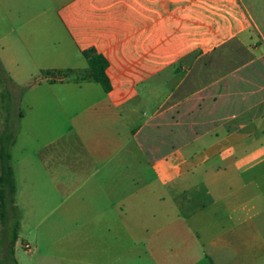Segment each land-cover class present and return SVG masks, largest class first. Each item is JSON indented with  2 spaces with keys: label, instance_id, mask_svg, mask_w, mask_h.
<instances>
[{
  "label": "crops",
  "instance_id": "crops-1",
  "mask_svg": "<svg viewBox=\"0 0 264 264\" xmlns=\"http://www.w3.org/2000/svg\"><path fill=\"white\" fill-rule=\"evenodd\" d=\"M0 62L33 102L10 148L19 232H96L29 256L264 264V0H0Z\"/></svg>",
  "mask_w": 264,
  "mask_h": 264
},
{
  "label": "trees",
  "instance_id": "trees-1",
  "mask_svg": "<svg viewBox=\"0 0 264 264\" xmlns=\"http://www.w3.org/2000/svg\"><path fill=\"white\" fill-rule=\"evenodd\" d=\"M88 65V76L97 82L107 92L110 88L105 76L106 61L92 51H85ZM15 87L0 62V264H17L14 258V245L18 240L20 229V210L15 203L16 185L13 167L10 160V148L15 138V122L23 112L18 111L14 117L9 113V103L12 99L9 87ZM8 96V103H5ZM5 244H7L5 246Z\"/></svg>",
  "mask_w": 264,
  "mask_h": 264
},
{
  "label": "rangeland",
  "instance_id": "rangeland-1",
  "mask_svg": "<svg viewBox=\"0 0 264 264\" xmlns=\"http://www.w3.org/2000/svg\"><path fill=\"white\" fill-rule=\"evenodd\" d=\"M80 66H85V64L82 62ZM30 88V85H15V87L11 86L9 87V90L12 95V99L9 103V113L13 115L14 117L17 115L18 111L24 112L26 111V105L29 103H33L30 99V94H27L29 92L28 89ZM8 96H5V103H8ZM23 127L21 118L17 119L15 122V138L16 139L18 135V131ZM43 225L38 230H32L29 234V236H25V231L22 230L19 232L18 240L16 241L14 245V258L17 262V264H40L43 261L41 260V255L37 253L36 255L29 256L25 249L23 248L24 240H28L30 243V246L32 247L33 244H36L38 246L46 248L44 250V254L52 253L51 249L54 248V246H49V243L51 240H56L57 243L55 247H59V245H63L65 241L69 243L71 241L74 246L72 247V250H76L78 253L87 250L88 248L95 249V240H96V232L92 231V234L90 231H87L85 229H74L69 233V235L65 236L63 235L65 231L60 230L59 228L55 230H49L45 228ZM91 234V236H90ZM65 236V237H64ZM137 239H141V236H137ZM71 239V240H69ZM88 243V245H87ZM77 244V246H75ZM7 244H5L6 246ZM61 247V246H60ZM41 252V251H40ZM138 253L144 252L143 246H138ZM53 253H56L53 251ZM49 256V255H48Z\"/></svg>",
  "mask_w": 264,
  "mask_h": 264
}]
</instances>
